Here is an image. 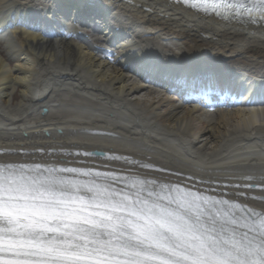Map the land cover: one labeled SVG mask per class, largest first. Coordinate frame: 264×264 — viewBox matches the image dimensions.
I'll list each match as a JSON object with an SVG mask.
<instances>
[{
    "label": "bare ground",
    "instance_id": "bare-ground-1",
    "mask_svg": "<svg viewBox=\"0 0 264 264\" xmlns=\"http://www.w3.org/2000/svg\"><path fill=\"white\" fill-rule=\"evenodd\" d=\"M0 161L264 209L241 187L264 179V26L176 0H0Z\"/></svg>",
    "mask_w": 264,
    "mask_h": 264
},
{
    "label": "snow or ice",
    "instance_id": "snow-or-ice-1",
    "mask_svg": "<svg viewBox=\"0 0 264 264\" xmlns=\"http://www.w3.org/2000/svg\"><path fill=\"white\" fill-rule=\"evenodd\" d=\"M176 3L264 26V0ZM0 264H264V209L156 179L0 161Z\"/></svg>",
    "mask_w": 264,
    "mask_h": 264
},
{
    "label": "rangeland",
    "instance_id": "rangeland-1",
    "mask_svg": "<svg viewBox=\"0 0 264 264\" xmlns=\"http://www.w3.org/2000/svg\"><path fill=\"white\" fill-rule=\"evenodd\" d=\"M44 112H45V110H44Z\"/></svg>",
    "mask_w": 264,
    "mask_h": 264
}]
</instances>
